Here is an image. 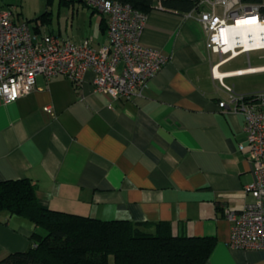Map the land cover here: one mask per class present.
Masks as SVG:
<instances>
[{
	"label": "crops",
	"instance_id": "obj_1",
	"mask_svg": "<svg viewBox=\"0 0 264 264\" xmlns=\"http://www.w3.org/2000/svg\"><path fill=\"white\" fill-rule=\"evenodd\" d=\"M60 1L67 17L87 16V36L39 26L30 29L36 36L89 38L96 48L108 42L104 15L81 0ZM17 13L15 7L14 18ZM197 18V12L146 14L140 41L167 62L141 96L97 93L94 74L86 71L77 85L39 75L28 94L10 103L0 97V181H34L45 209L162 222L176 235L214 238L205 264H264V249L228 245L224 211L238 212L251 201L244 187L253 174L242 115L217 105L227 97L220 80L237 94L264 91V83L239 80L264 75V63L240 60L254 51L232 57L208 51ZM37 230L25 217L2 214L0 260L25 251Z\"/></svg>",
	"mask_w": 264,
	"mask_h": 264
},
{
	"label": "built area",
	"instance_id": "obj_2",
	"mask_svg": "<svg viewBox=\"0 0 264 264\" xmlns=\"http://www.w3.org/2000/svg\"><path fill=\"white\" fill-rule=\"evenodd\" d=\"M81 1L106 17L108 42L98 48L89 38L73 42L51 33L38 37L26 23L14 20L15 7L0 9V97L4 103L31 92L39 75L63 76L77 85L86 71L94 74L95 92L131 99L141 96L149 80L166 64L164 55L140 41L145 14L117 1ZM200 7L197 19L206 33L208 51L232 57L264 50V43L261 48L246 50L234 35L238 27L264 26V0H201ZM249 42L253 47L252 36ZM220 85L227 97L219 100V109L243 117L253 174L252 182L244 187L251 201L238 212L224 211L231 224L228 245L264 249V91L237 94L221 80ZM238 148L243 150L244 144L239 143Z\"/></svg>",
	"mask_w": 264,
	"mask_h": 264
},
{
	"label": "trees",
	"instance_id": "obj_3",
	"mask_svg": "<svg viewBox=\"0 0 264 264\" xmlns=\"http://www.w3.org/2000/svg\"><path fill=\"white\" fill-rule=\"evenodd\" d=\"M110 1L145 15L155 10L175 15L201 10V0ZM48 14L47 9L44 15ZM5 213L25 217L38 230L25 251L8 254L0 264H205L215 244L211 237L173 234L162 222L101 220L42 208L38 185L28 178L0 181V216Z\"/></svg>",
	"mask_w": 264,
	"mask_h": 264
},
{
	"label": "rangeland",
	"instance_id": "obj_4",
	"mask_svg": "<svg viewBox=\"0 0 264 264\" xmlns=\"http://www.w3.org/2000/svg\"><path fill=\"white\" fill-rule=\"evenodd\" d=\"M1 7L10 5L16 7L18 13L15 18L20 23H26L32 30L34 27L39 26L43 31L61 28L63 34L67 29L69 36L73 34L87 36V16L80 14L77 18H69L66 15V5L60 0H0ZM87 9V6L84 7ZM48 9L50 14L44 15ZM260 55H264V51H254L249 54L241 56L240 60L245 65H254L264 63V58L259 59ZM248 59V60H247ZM239 80L252 84L264 83V75H249L243 76Z\"/></svg>",
	"mask_w": 264,
	"mask_h": 264
},
{
	"label": "bare ground",
	"instance_id": "obj_5",
	"mask_svg": "<svg viewBox=\"0 0 264 264\" xmlns=\"http://www.w3.org/2000/svg\"><path fill=\"white\" fill-rule=\"evenodd\" d=\"M234 32V35L239 37V42L245 47L246 50L249 48H261L260 44L264 43V26H259L257 28L254 26H242L234 29ZM250 36H252L253 39V47H251L249 42ZM216 74H218V72H216Z\"/></svg>",
	"mask_w": 264,
	"mask_h": 264
}]
</instances>
